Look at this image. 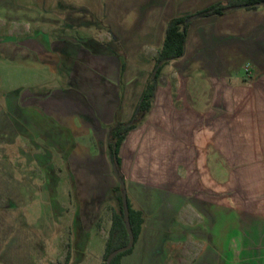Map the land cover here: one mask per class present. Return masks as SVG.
<instances>
[{
	"label": "crops",
	"instance_id": "1",
	"mask_svg": "<svg viewBox=\"0 0 264 264\" xmlns=\"http://www.w3.org/2000/svg\"><path fill=\"white\" fill-rule=\"evenodd\" d=\"M243 13L250 19L246 29H253V10L204 19L237 24ZM188 38L185 55L162 69L151 110L120 149L128 200L144 220L121 264L140 263L145 252L152 255L148 264H264V79L239 82L230 71L204 78L191 64L202 59H187ZM108 54L98 57L107 64L104 71L79 56L83 67L74 84L69 81L71 93H52L26 107L27 136L37 147L41 141L35 160L50 174L59 159L57 171L66 174L63 189L73 204L64 215L74 216L75 247L77 239L88 237L87 252L99 244L93 228L105 195L117 186L108 127L131 120L150 78L144 72L129 112L122 113L121 67ZM181 254L191 255V262L183 263Z\"/></svg>",
	"mask_w": 264,
	"mask_h": 264
},
{
	"label": "rangeland",
	"instance_id": "2",
	"mask_svg": "<svg viewBox=\"0 0 264 264\" xmlns=\"http://www.w3.org/2000/svg\"><path fill=\"white\" fill-rule=\"evenodd\" d=\"M227 1L0 0V264H66L68 254L67 264H102L103 245L119 207L117 193L106 194L93 228L99 244L87 252L89 239L82 237L74 246V216L64 215L73 207L69 190L63 189L66 174L57 171L58 158L50 174L35 160L41 141L37 147L35 139L27 136V104L32 106L52 93H71L69 81L74 84V76L83 67L79 56L86 55L91 69L104 71L107 64H100L98 57L107 52L114 55L119 68L124 65L119 110L129 112L144 72L151 75L154 70L168 22ZM224 20L192 21L187 59L202 60L186 63L206 79L207 72L212 79L230 71L231 76L237 74L233 80L256 84L264 79V6L253 10L251 30L246 29L250 19L244 13L237 15V24ZM216 54L211 61L209 55ZM179 256L183 263L191 262V255ZM151 257L145 252L137 264L151 263Z\"/></svg>",
	"mask_w": 264,
	"mask_h": 264
},
{
	"label": "trees",
	"instance_id": "3",
	"mask_svg": "<svg viewBox=\"0 0 264 264\" xmlns=\"http://www.w3.org/2000/svg\"><path fill=\"white\" fill-rule=\"evenodd\" d=\"M264 4V0H228L227 2H217L204 10L198 11L194 14L172 18L167 25L163 45L155 59V67L147 80L143 89L142 95L139 99L137 107L131 120L128 123L116 122L110 126L107 137V146L111 153L113 164L124 181V176L121 173V158L120 149L125 142L128 134L136 129L138 125L143 121L146 114L151 110L153 99L155 97V91L157 88V81L162 69L171 61L181 59L186 52V44L188 38L189 27L194 20L223 16L233 10L245 9L255 10L260 5ZM124 71V65L121 68V72ZM118 200V210L114 211L112 218V225L109 233V237L105 245L104 263L108 255L120 247L126 246L129 242V236L126 229L124 210L122 202V188L118 185L115 188ZM130 223L131 229L135 237V243L141 232V227L144 222L142 213L134 210L130 202ZM134 248V247H133ZM133 248L129 251L119 254L111 264H121L122 258L133 251ZM69 254L66 257V264L69 262Z\"/></svg>",
	"mask_w": 264,
	"mask_h": 264
},
{
	"label": "water",
	"instance_id": "4",
	"mask_svg": "<svg viewBox=\"0 0 264 264\" xmlns=\"http://www.w3.org/2000/svg\"><path fill=\"white\" fill-rule=\"evenodd\" d=\"M113 171L115 174V177L119 183V185L122 188V202H123V210H124V219H125V224H126V229L128 232V236H129V242L126 246L120 247L118 249H115L114 251H112L107 259L105 264H111L112 261L121 253H124L126 251H129L130 249H132L134 247L135 244V237L134 234L132 232L131 229V223H130V210H129V203H128V197H127V190H126V185H125V181H123L121 179V176L116 168V165L113 164Z\"/></svg>",
	"mask_w": 264,
	"mask_h": 264
}]
</instances>
